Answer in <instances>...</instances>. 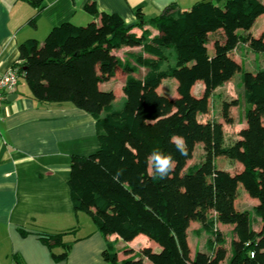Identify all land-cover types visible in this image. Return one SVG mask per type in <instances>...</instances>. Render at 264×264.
Returning <instances> with one entry per match:
<instances>
[{
  "label": "trees",
  "instance_id": "obj_1",
  "mask_svg": "<svg viewBox=\"0 0 264 264\" xmlns=\"http://www.w3.org/2000/svg\"><path fill=\"white\" fill-rule=\"evenodd\" d=\"M40 1L32 0L36 5ZM85 11L96 20L62 22L42 42L30 38L20 43L21 63L13 65L35 100L70 102L94 119L98 148L70 157L67 183L74 209L86 212L103 235L129 241L143 233L154 240L158 252L142 250L150 264H221L226 248L219 223L232 225L234 235L227 264H264V67L242 71L245 125L237 138H225L221 121L198 118L214 90L241 70L232 54L238 44L264 51V29L257 37L239 31L249 30L264 14V1L198 0L184 10L168 5L149 20L137 9L132 24L117 13L99 12L94 3L86 4ZM146 23L155 33L143 27ZM135 26L140 34L132 32ZM217 31L222 39L210 52L209 36ZM125 46L140 49L116 55ZM117 69L125 74L120 106L113 104L112 89L99 87ZM168 77L177 81L175 98L156 91ZM198 81L202 91L195 96L192 87ZM236 103L222 102L226 124L234 122L229 108ZM174 135L186 140L187 157L170 143ZM198 143L202 162L185 167ZM154 148L175 160L164 179L149 158ZM223 156L241 162L242 169L230 173L218 168L216 158ZM238 184L258 201L253 207L261 221L258 231L250 227L248 212L234 206ZM193 220L207 235V252L190 257L187 229ZM62 236L47 234L40 240L53 250L63 247ZM66 254L52 251L54 257ZM101 256L103 264H146L142 257L118 260L109 241Z\"/></svg>",
  "mask_w": 264,
  "mask_h": 264
},
{
  "label": "crops",
  "instance_id": "obj_2",
  "mask_svg": "<svg viewBox=\"0 0 264 264\" xmlns=\"http://www.w3.org/2000/svg\"><path fill=\"white\" fill-rule=\"evenodd\" d=\"M195 1L198 0H41L36 5L32 0H0V76L14 64L21 63L18 58L20 43L30 38L42 42L50 29L62 22L84 25L96 20L85 11L88 3H94L99 12L117 13L126 23L132 24L137 21V9L149 20L168 5L184 10ZM143 27L155 33L148 23ZM132 32L140 34L141 28L135 26ZM243 44L240 42L233 53L239 48V54L243 56L246 51H250L254 59L261 55L262 52L255 53ZM139 49L137 46H125L115 53L122 57L126 51ZM241 57L233 56L240 66ZM258 67H264V64L258 61L254 67L244 69L255 71ZM144 71L140 68L141 74ZM20 78L23 81L18 80L15 89L8 93L0 111V264H103L101 253L107 241L116 247L118 260L142 257V250L146 248L158 252L160 246L147 235L139 233L129 241L116 234L103 235L87 213L74 209L67 183L70 157L85 156L98 148L94 119L70 102L43 103L35 100L24 78ZM124 79L125 74L117 69L114 76L99 83L101 90L114 91L113 104L116 99L123 102ZM195 84H200L198 89L201 93L202 83ZM245 108L246 105L242 120L232 123L237 134L229 140L237 138L244 127ZM234 162L238 166L233 170L218 168L235 173L243 165L239 161ZM257 202L238 184L234 206L248 212L250 227L255 231L261 226L253 211ZM192 223L196 224L195 229L200 231L197 235L203 239L202 246L193 247V250L189 241ZM200 227V223L193 220L187 229L190 257L197 251L207 252V235ZM217 227L225 238L226 256L221 262L225 264L231 256L232 225L219 223ZM226 228H230L229 234L225 232ZM21 230L25 233L22 234ZM55 233H62L64 245L50 250L40 236ZM52 251L56 254L66 251L67 254L63 258L54 257ZM142 258L150 264L145 257Z\"/></svg>",
  "mask_w": 264,
  "mask_h": 264
},
{
  "label": "rangeland",
  "instance_id": "obj_3",
  "mask_svg": "<svg viewBox=\"0 0 264 264\" xmlns=\"http://www.w3.org/2000/svg\"><path fill=\"white\" fill-rule=\"evenodd\" d=\"M214 1V0H213ZM85 25V24H84ZM264 29V14H260L252 24L251 28L249 30H239L241 33L249 34L251 36L257 37L259 34L262 32ZM222 39V33L221 31H217L215 33L210 34L209 36V41H208V48L210 52H213L214 49V44L217 40ZM243 47L249 48V45L247 42H243ZM242 44V43H241ZM121 51H119L120 53ZM254 52V51H253ZM262 52L261 55H256L255 59L254 56L250 51L244 52V56L239 54V48L235 50L233 53V56L237 59H239L241 56L242 62H241V70H238L237 72L234 73V75L227 79L223 85L220 88L215 89L212 96L210 97L209 100V105L208 109L205 112L198 113V118L199 120H209V119H216L218 121H221L225 131L224 136H226V139L229 140L231 139V136L234 134H237V131L235 132L236 128L234 124H226L221 116V107H222V102L223 101H230L231 99H236L237 103L235 105L230 106L229 108V113L231 116H233L234 122L236 121H241L243 117V108L245 102L243 98V84H242V70H245L246 68L254 67V63L260 61L264 64V51H259ZM258 53V52H255ZM249 58V59H248ZM245 68V69H244ZM19 81H23L22 78H18ZM201 83V81H198ZM176 86H177V81L174 77H168L164 78L161 80L159 85L156 88V91L159 94L165 95L169 98H175L177 96V91H176ZM198 87H200V84H195L192 88V93L195 94H200ZM244 103V105H243ZM115 105L120 106L122 104V101H119V99L115 100ZM226 140V141H227ZM203 160V150H202V144L198 143L196 144L193 155L191 158L187 159L185 161V167H188L190 165H194L197 167L199 163H201ZM216 166L220 167H226L230 169H234V167L238 166L234 160H230L226 158L225 156L223 157H217L216 158ZM242 190V188H240ZM86 213V212H83ZM86 215V214H84ZM88 217V216H87ZM196 224L192 223L191 224V229H190V243L193 247L195 248L196 246H202L203 239L200 237V235H197L198 232L195 229ZM230 228H226L225 232L227 234L230 233ZM82 231V230H81ZM223 233V232H222ZM224 235V234H223ZM201 248V247H200ZM204 250V249H203ZM159 251V250H158ZM157 252V251H156ZM229 252V251H228ZM227 263V260H225V264Z\"/></svg>",
  "mask_w": 264,
  "mask_h": 264
},
{
  "label": "clouds",
  "instance_id": "obj_4",
  "mask_svg": "<svg viewBox=\"0 0 264 264\" xmlns=\"http://www.w3.org/2000/svg\"><path fill=\"white\" fill-rule=\"evenodd\" d=\"M170 143L174 144L176 151L183 157L188 156L186 140L182 136L174 135L170 139ZM149 158L153 162L154 172L159 178L164 179L171 174L175 166V160L169 153L162 152L159 148H154Z\"/></svg>",
  "mask_w": 264,
  "mask_h": 264
},
{
  "label": "built area",
  "instance_id": "obj_5",
  "mask_svg": "<svg viewBox=\"0 0 264 264\" xmlns=\"http://www.w3.org/2000/svg\"><path fill=\"white\" fill-rule=\"evenodd\" d=\"M18 78L19 74L15 66H11L0 76V111L2 103L6 100L8 93H11L15 89ZM250 255L252 256L253 252H250Z\"/></svg>",
  "mask_w": 264,
  "mask_h": 264
},
{
  "label": "water",
  "instance_id": "obj_6",
  "mask_svg": "<svg viewBox=\"0 0 264 264\" xmlns=\"http://www.w3.org/2000/svg\"><path fill=\"white\" fill-rule=\"evenodd\" d=\"M13 97H16V95L15 94H13ZM10 99V98H9Z\"/></svg>",
  "mask_w": 264,
  "mask_h": 264
}]
</instances>
